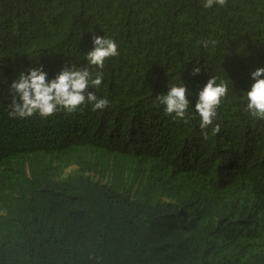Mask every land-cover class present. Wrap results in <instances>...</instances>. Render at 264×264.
<instances>
[{
	"label": "trees",
	"instance_id": "1",
	"mask_svg": "<svg viewBox=\"0 0 264 264\" xmlns=\"http://www.w3.org/2000/svg\"><path fill=\"white\" fill-rule=\"evenodd\" d=\"M15 1L0 0L9 78L30 64H42L48 80L82 65L93 35L115 39L122 55L106 61L101 86L89 89L109 101L102 111L87 105L48 118H12L10 82H0V151L12 150L0 164L10 179L0 189V264H241L250 257L264 264V223L252 199L264 195V121L246 115L240 99L248 72L264 63V0H229L216 11L198 0H39L45 16L29 29L15 23ZM205 39L218 45L205 50L198 43ZM196 66L201 72L193 76ZM209 75L230 85L220 132L212 135L210 127L205 139L195 112L185 123L161 113L154 100L182 81L193 105ZM139 148L187 162L218 186L240 187L248 232L206 238L193 203L186 208L155 185L135 190L124 156ZM110 158L121 159L116 168ZM64 161L70 172L61 177ZM26 162L39 171L34 181L23 171Z\"/></svg>",
	"mask_w": 264,
	"mask_h": 264
},
{
	"label": "clouds",
	"instance_id": "2",
	"mask_svg": "<svg viewBox=\"0 0 264 264\" xmlns=\"http://www.w3.org/2000/svg\"><path fill=\"white\" fill-rule=\"evenodd\" d=\"M60 5L61 2L58 1ZM199 6L205 11H216L226 8L229 0H198ZM11 10L15 23L25 29L31 28L39 17L45 16L39 9V0H16ZM207 50L211 46L215 48L218 41L205 39L198 41ZM5 46L0 37V82H10L12 100L9 105V116L12 118L27 119L34 115L48 118L63 110L66 113H74L83 110L82 106L91 105L93 111L104 110L109 106L106 98L98 97L89 89H97L101 86L104 76L103 68L107 60L122 55L118 42L112 37L93 35V47L86 56L84 63L79 66L73 64L65 66L52 80H48V74L43 71L42 64H30L15 72L10 78L11 65L6 56ZM75 50L69 54L72 55ZM83 66V68H81ZM92 69L97 70L95 72ZM201 68H193L192 75L197 76ZM228 80L209 75L203 83L196 87L197 101L192 105L188 96L187 85H166L158 95L154 104L165 115L174 116L177 120L188 123L189 112H195L202 136L207 139L209 128L211 134L220 132L219 119L221 107L228 100ZM241 101L244 103V113L249 117L264 121V63L251 69L244 81L241 91ZM194 108V109H192ZM12 150L0 151V164L3 166L6 157ZM117 155V153H115ZM129 158L128 168L124 169L125 178L134 183L137 190L140 184L149 187H160V193L172 192L184 202L186 208L192 203L194 211L192 217L199 222L202 233L206 238L217 239L224 235L244 234L248 232V221L240 199V187L232 185H216L203 176L188 170L187 162H170L158 158L145 151L135 149L124 156ZM114 167L121 160L110 158ZM111 166V164L108 162ZM131 166L136 167L134 170ZM61 177L68 176L69 164L61 163ZM35 170L34 165L26 162L24 173L30 177ZM123 171V169L121 170ZM40 178L38 177V180ZM10 184L9 177L3 170L0 171V189ZM165 203L171 202L163 197ZM252 199L258 204V216L264 223V195H257ZM179 205L180 203L177 202ZM177 204V205H178ZM257 257L242 259L241 264H254Z\"/></svg>",
	"mask_w": 264,
	"mask_h": 264
},
{
	"label": "bare ground",
	"instance_id": "3",
	"mask_svg": "<svg viewBox=\"0 0 264 264\" xmlns=\"http://www.w3.org/2000/svg\"><path fill=\"white\" fill-rule=\"evenodd\" d=\"M9 41H10V40H9ZM15 42H16V41H15ZM17 42H18V41H17ZM3 43H4V42H3ZM6 46H7V45H6ZM15 46H16V45H15ZM19 46H20V45H19ZM5 48H6V47H5ZM17 50H18V49H17ZM12 51H13V50H12ZM20 51H21V50H20ZM14 52H15V51H14ZM16 52H17V51H16ZM8 53H10V52L8 51ZM8 53H7V54H8ZM9 55H10V54H9ZM11 56H13V53H12ZM131 58H132V57H131ZM9 60H10V59H9ZM151 61H152V60H151ZM161 66H162V65H161ZM160 68H161V67H160ZM161 69H162V68H161ZM144 75H145V74H144ZM152 76H153V75H152ZM150 77H151V76H150ZM145 78H146V77H145ZM140 79H141V78H140ZM142 80H143V79H142ZM147 84H148V83H147ZM134 122H135V121H134ZM138 127H139V126H138ZM88 134H89V133H88ZM87 137H88V136H87ZM61 138H62V137H61ZM83 140H85V139H83ZM88 140H89V139H88ZM67 144H68V143H67ZM75 146H76V145H75ZM70 147H72V146H70ZM68 148H69V147H68ZM92 148H93V147H92ZM73 149H74V148H73ZM89 149H90V148H89ZM90 151H91V150H90ZM34 152H35V151H34ZM75 152H76V151H75ZM83 152H84V151H83ZM91 152H92V151H91ZM36 153H37V152H36ZM36 153H35V154H36ZM51 153H52V152H51ZM71 153H72V152H71ZM96 153H97V152H96ZM44 154H45V152H44ZM46 154H47V153H46ZM118 154H119V153H118ZM27 155H28V154H27ZM36 155H37V154H36ZM59 155H60V153H59ZM75 155H76V154H75ZM122 155H123V154H122ZM249 155H250V154H249ZM38 156H40V155H38ZM42 156H43V155H42ZM42 156H41V157H42ZM29 157H30V159H31V157H34V156H29ZM29 157H28V158H29ZM35 157H36V160H37V159H38L37 156H35ZM63 158H64V157H63ZM45 159H46V158H45ZM75 159H76V158H75ZM114 159H116V158H114ZM126 159H127V158H126ZM251 159H252V158H250V160H251ZM34 160H35V159H34ZM90 160H91V159H90ZM120 160H121V159H120ZM165 160H166V159H165ZM45 161H47V162H49V161L54 162V161L52 160V158H50V157L47 158ZM58 161H59V160H58ZM84 161H85V160H84ZM88 161H89V160H88ZM106 161H108V160H106ZM251 161H253V159H252ZM34 162H35V161H34ZM36 162H37V161H36ZM36 162H35V163H36ZM43 162H44V161H43ZM248 162H249V161H248ZM37 163H38V162H37ZM50 163H51V162H50ZM68 163H69V162H68ZM87 163H88V162H87ZM91 163H92V162H91ZM105 163H106V162H105ZM24 164H25V163H24ZM82 164H83V163H82ZM248 164H249V163H248ZM22 165H23V164H22ZM106 165H107V164H106ZM126 165H127V164H126ZM78 166H79V165H78ZM113 166H114V165H113ZM113 166H112V167H113ZM120 166H121V165H120ZM255 166H256V165H255ZM79 167H80V166H79ZM94 167H95V166H94ZM106 167H107V166H106ZM131 167H132V169L134 170L135 167H134V166H131ZM248 167H249V166H248ZM248 167H247V168H248ZM108 168H109V167H108ZM250 168H251V167H250ZM253 168H254V167H253ZM92 169H93V168H92ZM94 169H95V168H94ZM106 169H107V168H106ZM35 170L37 171L36 168H35ZM111 170H112V169H111ZM21 171H22V169H21ZM23 171H24V170H23ZM195 171H196V170H195ZM248 171H249V169H248ZM33 172H34V171H33ZM37 172L39 173V171H37ZM41 172H42V171H41ZM96 172H97V171H96ZM105 172H106V170H105ZM109 172H110V171H109ZM111 172H112V171H111ZM191 172H192V171H191ZM93 173H95V171H94ZM32 174L34 175V173H32ZM44 174H45V173H44ZM49 174H50V173H49ZM117 174H118V172H117ZM197 174H198V172H197ZM23 175H24V174H23ZM36 175H38V174L36 173L35 176H36ZM60 175H61V174H60ZM121 175H122V174H121ZM55 176H56V175H55ZM69 176H70V175H69ZM102 176H104V175H102ZM113 176H114V175H113ZM99 177H100V176H99ZM122 177H123V176H122ZM122 177H121V178H122ZM31 178H32V181L35 180V178H34V180H33V177H32V176H31ZM36 178H38V177H36ZM102 178H104V181H105V177H102ZM102 178H101V179H102ZM61 179H62V178H61ZM64 179H65V178H64ZM108 179H109V178H108ZM95 180H96V179H95ZM116 180H117V179H116ZM116 180H115V181H116ZM120 180H121V179H120ZM123 180H124V179H123ZM117 181H118V180H117ZM117 181H116V182H117ZM108 182H109V181H108ZM118 183H119V182H118ZM25 184H26V183H25ZM22 186H24V183H23ZM88 186H89V185H88ZM62 187H63V186H62ZM62 187H60L59 189H61ZM91 188H92V187H91ZM105 188H106V187H105ZM62 189H63V188H62ZM109 189H110V188H109ZM245 211H246V210H245ZM246 212H247V211H246ZM245 216H246V215H245ZM241 236H243V235H241ZM244 236H245V235H244ZM244 239H245V238H244ZM241 240H242V237H241ZM244 243H245V242H244ZM242 244H243V243H242ZM237 255H238V254H237ZM226 256H227V255H226ZM228 256H229V254H228ZM234 256H236V255H234ZM236 257H238V256H236ZM233 258H234V257H232V259H233ZM234 259H235V258H234ZM238 259H239V258H238Z\"/></svg>",
	"mask_w": 264,
	"mask_h": 264
}]
</instances>
